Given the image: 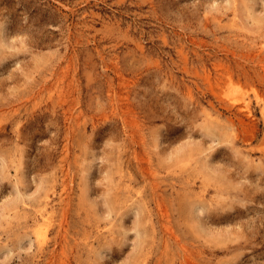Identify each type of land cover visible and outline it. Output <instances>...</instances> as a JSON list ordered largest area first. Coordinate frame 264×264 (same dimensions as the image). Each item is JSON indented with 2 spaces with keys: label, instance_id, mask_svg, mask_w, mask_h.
<instances>
[{
  "label": "rangeland",
  "instance_id": "1",
  "mask_svg": "<svg viewBox=\"0 0 264 264\" xmlns=\"http://www.w3.org/2000/svg\"><path fill=\"white\" fill-rule=\"evenodd\" d=\"M0 264H264V0H0Z\"/></svg>",
  "mask_w": 264,
  "mask_h": 264
},
{
  "label": "bare ground",
  "instance_id": "2",
  "mask_svg": "<svg viewBox=\"0 0 264 264\" xmlns=\"http://www.w3.org/2000/svg\"><path fill=\"white\" fill-rule=\"evenodd\" d=\"M42 237V236H41Z\"/></svg>",
  "mask_w": 264,
  "mask_h": 264
}]
</instances>
